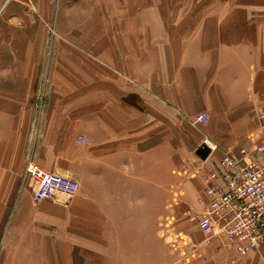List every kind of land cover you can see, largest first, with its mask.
<instances>
[{
    "label": "crops",
    "instance_id": "obj_1",
    "mask_svg": "<svg viewBox=\"0 0 264 264\" xmlns=\"http://www.w3.org/2000/svg\"><path fill=\"white\" fill-rule=\"evenodd\" d=\"M144 3L57 30L49 63L43 30L32 59L0 60V264H264V243L237 257L190 219L207 208L204 139L218 159L264 135V0ZM30 162L78 193L36 201ZM151 163L174 168L154 256Z\"/></svg>",
    "mask_w": 264,
    "mask_h": 264
},
{
    "label": "built area",
    "instance_id": "obj_2",
    "mask_svg": "<svg viewBox=\"0 0 264 264\" xmlns=\"http://www.w3.org/2000/svg\"><path fill=\"white\" fill-rule=\"evenodd\" d=\"M208 120L206 113L195 117L197 124ZM202 145L209 147L204 161L212 163L214 168L200 173L208 196L207 208L190 215V219L208 237L223 234L224 248L242 257L264 243V135L256 144L222 152L218 159L213 155L216 145L208 139ZM26 175L36 181L33 191L36 201L51 198L58 192L75 195L80 188L74 177L47 171L31 162Z\"/></svg>",
    "mask_w": 264,
    "mask_h": 264
},
{
    "label": "rangeland",
    "instance_id": "obj_3",
    "mask_svg": "<svg viewBox=\"0 0 264 264\" xmlns=\"http://www.w3.org/2000/svg\"><path fill=\"white\" fill-rule=\"evenodd\" d=\"M145 1L137 0L135 4H128L126 0H0V33L2 34L0 42L5 43V47L0 48V60H24L26 53L27 59H32L35 52L29 49L32 45L36 46L34 43L38 32L43 30L48 36L47 42L41 48L38 61L41 65L43 61L46 63L48 60L49 63L57 42L55 41L57 30L64 31V28L68 27L98 30L105 26L104 15L108 17L109 13L113 12L136 11L146 4ZM123 23L118 22L117 24L122 27ZM86 34L89 36H81L83 40L85 37H94H90V32ZM20 48L24 49L17 52ZM28 70L30 69L27 67H11L10 69L16 75ZM45 72L46 70L43 69L38 75L45 79L47 77ZM151 153V159H154V156L159 159L156 153ZM173 171L174 168L169 164L151 163V208L155 209L153 218L151 216V252L153 256L162 250L160 241L164 240L165 230L157 223L159 216L166 215L165 206L169 201L168 189L171 185L170 181L166 182V176Z\"/></svg>",
    "mask_w": 264,
    "mask_h": 264
},
{
    "label": "water",
    "instance_id": "obj_4",
    "mask_svg": "<svg viewBox=\"0 0 264 264\" xmlns=\"http://www.w3.org/2000/svg\"><path fill=\"white\" fill-rule=\"evenodd\" d=\"M198 152L202 155L203 158H205L206 155L209 152V147L208 146H204Z\"/></svg>",
    "mask_w": 264,
    "mask_h": 264
}]
</instances>
